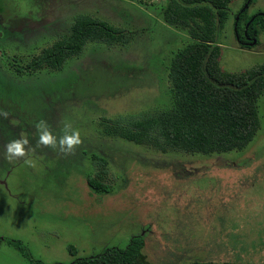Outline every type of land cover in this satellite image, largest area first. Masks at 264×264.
<instances>
[{"label": "rangeland", "instance_id": "374dc122", "mask_svg": "<svg viewBox=\"0 0 264 264\" xmlns=\"http://www.w3.org/2000/svg\"><path fill=\"white\" fill-rule=\"evenodd\" d=\"M166 1L0 0V112H8L0 114V264H30L8 239L50 264L125 247L139 235L155 264H264V91L259 129L242 149L161 151L101 130L105 118L172 106L168 66L189 34L164 21ZM229 8L216 34L221 69L264 63L263 27L256 24V34L242 43L250 38L244 18L264 13V0H231ZM79 14L122 28L125 42L91 40L59 69L27 68L69 34ZM40 120L58 139L70 123L82 143L70 154L37 147ZM21 137L29 140L26 155L9 161L6 145ZM93 155L105 163H92ZM87 174L101 175L109 191L92 190Z\"/></svg>", "mask_w": 264, "mask_h": 264}, {"label": "trees", "instance_id": "16d2710c", "mask_svg": "<svg viewBox=\"0 0 264 264\" xmlns=\"http://www.w3.org/2000/svg\"><path fill=\"white\" fill-rule=\"evenodd\" d=\"M231 0H167L164 21L186 29L189 39L176 50L168 66L169 91L172 106L154 110L139 117L103 119L105 135L149 144L161 151L182 150L211 154L245 147L259 129L258 98L264 91V63L240 72L222 70L219 65L220 45L216 34L230 13ZM245 10L238 13V19ZM246 36L252 39L256 24L264 28V18L258 13L244 18ZM247 24V25H246ZM128 39V38H127ZM103 41L109 45L125 42V31L98 17L76 15L69 34L55 40L34 55L26 67L59 69L67 58L80 53L88 41ZM92 163H105L93 155ZM87 185L96 192H108L101 175H86ZM30 264H45L33 259L19 242L8 239ZM142 236H134L125 247L108 246L101 252L76 257L69 263L50 264H155L143 253ZM71 253L76 249L70 245ZM189 264H258L233 261L194 259Z\"/></svg>", "mask_w": 264, "mask_h": 264}, {"label": "clouds", "instance_id": "9594fccd", "mask_svg": "<svg viewBox=\"0 0 264 264\" xmlns=\"http://www.w3.org/2000/svg\"><path fill=\"white\" fill-rule=\"evenodd\" d=\"M5 118L8 116L7 111L0 112ZM35 127L39 133V138L37 140V147L45 146L51 147L52 149H57L64 153L70 154L75 151V148L82 143L79 131L72 130L70 123H65L62 129L63 135L57 138L50 130L48 124L44 120H40L35 124ZM29 144V140L26 137H21L20 139H15L10 141L6 145V155L9 161L24 157L26 155L25 146ZM26 163L32 164L31 161H26Z\"/></svg>", "mask_w": 264, "mask_h": 264}, {"label": "flooded vegetation", "instance_id": "af4514ba", "mask_svg": "<svg viewBox=\"0 0 264 264\" xmlns=\"http://www.w3.org/2000/svg\"><path fill=\"white\" fill-rule=\"evenodd\" d=\"M260 14H261V15L263 16V18H264V13H260ZM252 18H253V16L251 17V19H252ZM247 38H249V37H247ZM246 41H250V39H247V40H245V41H242V43L247 44L248 42L246 43Z\"/></svg>", "mask_w": 264, "mask_h": 264}]
</instances>
